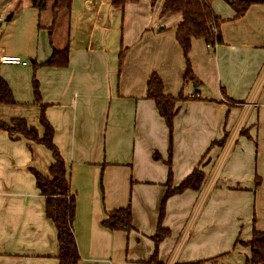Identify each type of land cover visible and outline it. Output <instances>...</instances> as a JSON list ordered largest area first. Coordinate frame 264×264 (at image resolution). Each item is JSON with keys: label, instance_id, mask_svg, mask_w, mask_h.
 I'll use <instances>...</instances> for the list:
<instances>
[{"label": "crops", "instance_id": "obj_1", "mask_svg": "<svg viewBox=\"0 0 264 264\" xmlns=\"http://www.w3.org/2000/svg\"><path fill=\"white\" fill-rule=\"evenodd\" d=\"M80 1L74 30L84 37L76 46L68 41L66 68L0 64V77L16 102L0 105V121L24 119L41 135L33 76L39 84L53 142L70 174L79 264H144L152 254L148 237L156 230L168 171L153 158L155 153L167 158L168 131L145 98L152 73L161 78L165 95L176 97L182 90L186 99L174 119L173 186L207 153L201 189L166 203L163 226L171 236L159 246L160 261L216 258L209 264H244L249 248L235 241L247 243L253 225L264 232V5H252L234 19L225 2H213L214 12L225 20L223 44L211 51L202 40L192 42L189 61L199 84L183 88L185 62L174 35L181 16H161L163 0L152 7L148 0L141 12L123 13L119 32L115 20L121 10L112 0ZM125 6H131L129 1ZM75 9L72 0L69 20ZM43 32L38 31L46 44ZM116 34L120 39L114 41ZM46 46L27 60L46 61L51 54ZM120 50L125 53L119 69ZM17 53L7 56L22 59ZM225 133L222 148L210 147ZM46 150L0 131V264H57L56 230L45 217L44 198L29 171L47 175L53 160ZM128 205L134 232L103 226L108 212Z\"/></svg>", "mask_w": 264, "mask_h": 264}, {"label": "trees", "instance_id": "obj_2", "mask_svg": "<svg viewBox=\"0 0 264 264\" xmlns=\"http://www.w3.org/2000/svg\"><path fill=\"white\" fill-rule=\"evenodd\" d=\"M136 2L137 0H112L115 8L123 10L125 3ZM157 0H151V6ZM225 2L235 13L234 19L241 18L252 5H264V0H163L160 15L179 14L181 21L177 25L174 35L175 40L181 50L185 69L183 75V88L189 83H197L198 80L193 74L189 61V52L194 40H202L209 50L213 51L215 47L223 44L220 27L225 22L213 10V2ZM72 0H54L51 10L52 26L45 29L37 26V29L46 30L48 34L50 56L43 63L38 64L36 61L31 63L33 70L38 68H66L69 64V47L57 49L52 43V28L56 23L58 15L63 11L70 9ZM35 6L38 11L45 9V0L36 1ZM125 51L120 50L118 56L119 69L122 64ZM32 95L34 105L39 106V126L42 129L40 135L35 127L29 126L24 119L13 118L9 123L0 121V131L5 132L9 139L16 141L23 138L34 144L42 145L47 149L52 157L53 163L50 165L47 175H43L34 169H29L34 177L35 187L41 197L44 198V213L56 230L57 239V264H79L80 256L77 249L73 233V221L75 219V197L71 194L69 171L65 166L59 150L53 142L54 129L45 116L46 105L42 103L39 84L35 77L32 78ZM146 100L154 103L158 116L163 121L168 131V149L167 158L163 160L157 153L153 155L156 160H161L167 167V180L163 185L164 194L161 198L156 230L153 235L148 237L153 243V251L144 264H166L160 261L159 246L171 236V231L163 226L165 219V208L167 201L176 195H181L185 191H199L204 183L205 174L201 170L206 154L201 158L199 166L195 168L185 179L176 187L173 186V132L174 119L177 116L180 105L186 99L183 91L179 92L176 97L167 96L164 93V84L161 78L152 73L146 82ZM0 105H16L14 96L6 83L0 77ZM228 138L225 133L221 141H214L210 147L218 146L222 148ZM209 147V148H210ZM255 184L259 185V179L255 178ZM103 226L113 232H124L130 234L135 231L133 226V214L130 205L125 208L116 209L106 214ZM242 245L249 248V256L245 259L244 264H264V232L252 230L251 239L247 243L240 242L238 239L234 245ZM214 259L197 261L189 264H209Z\"/></svg>", "mask_w": 264, "mask_h": 264}, {"label": "rangeland", "instance_id": "obj_3", "mask_svg": "<svg viewBox=\"0 0 264 264\" xmlns=\"http://www.w3.org/2000/svg\"><path fill=\"white\" fill-rule=\"evenodd\" d=\"M36 1L38 0H0V56H7L12 53L14 55L18 52L17 54L22 59H26L29 66H31L30 61L27 60L29 59V53H34L36 49L42 53V51L47 49L46 45H49L47 31L45 30L42 33L46 38L45 44L42 41V36L38 33L37 26L44 27L45 29L52 26L51 10L54 0H45V9L40 12L35 6ZM79 1L73 0L76 9L73 11L72 18L69 20L68 11H63L58 15L56 25L52 28V43L58 49H63L67 46L68 41L72 42L71 44L73 46H76V42L84 37L81 31L75 32L74 30L76 19H78L77 17L81 13V10L77 12V7L81 6V1ZM159 1L156 3V6H158ZM147 2L148 0L129 2L131 6H125L123 11H118V16L115 20L116 32L121 30V16L123 13L141 12L148 6ZM9 17L10 19L7 20ZM96 30L94 35L95 40L101 36L100 30ZM112 39L114 41L119 40L120 34L112 36ZM110 44L111 42L108 44L109 48ZM46 151L51 157L50 152L48 150Z\"/></svg>", "mask_w": 264, "mask_h": 264}, {"label": "built area", "instance_id": "obj_4", "mask_svg": "<svg viewBox=\"0 0 264 264\" xmlns=\"http://www.w3.org/2000/svg\"><path fill=\"white\" fill-rule=\"evenodd\" d=\"M0 64L1 65H13V66H27V62L21 60L20 58L8 57V56L0 57Z\"/></svg>", "mask_w": 264, "mask_h": 264}, {"label": "water", "instance_id": "obj_5", "mask_svg": "<svg viewBox=\"0 0 264 264\" xmlns=\"http://www.w3.org/2000/svg\"><path fill=\"white\" fill-rule=\"evenodd\" d=\"M9 19H10V17L7 20H9Z\"/></svg>", "mask_w": 264, "mask_h": 264}]
</instances>
